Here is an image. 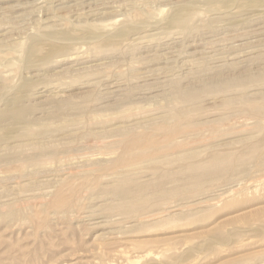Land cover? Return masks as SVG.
Wrapping results in <instances>:
<instances>
[{"label": "rangeland", "instance_id": "374dc122", "mask_svg": "<svg viewBox=\"0 0 264 264\" xmlns=\"http://www.w3.org/2000/svg\"><path fill=\"white\" fill-rule=\"evenodd\" d=\"M243 3L0 0V264H264V21L220 9Z\"/></svg>", "mask_w": 264, "mask_h": 264}, {"label": "bare ground", "instance_id": "6f19581e", "mask_svg": "<svg viewBox=\"0 0 264 264\" xmlns=\"http://www.w3.org/2000/svg\"><path fill=\"white\" fill-rule=\"evenodd\" d=\"M228 2L230 3V5H231V3H233V2H235V0H228ZM263 4L264 3H261V4H255V5H252V6H248V4H245V3H243V4H239L238 6H240V7H237V9H240L241 10V12H240V14H238V15H235L236 13L234 12V10H233V12L235 13V14H233L232 12H230V6L228 5L227 7H224L223 6V4H222V6H221V11H222V13H223V15L224 16H226V18H224V19H227V21L226 20H224V21H226L227 22V25H228V27L229 26H231V27H233V28H239V27H241V26H244L245 24H248L247 25V27H246V25L244 26V27H246L245 28V30L246 29H249L251 26H249L250 25V23H254L255 24V21L257 22H260L261 20V22H263L264 21V11L263 10H260V11H262V12H258V10H252V11H248L247 12V10H250V9H254V8H256V7H261V6H263ZM254 7V8H253ZM197 8V7H196ZM235 10H236V8H235ZM239 10V11H240ZM238 11V12H239ZM243 11V12H242ZM258 12V13H257ZM219 14H220V12H219ZM238 18H240V19H238ZM257 22V23H258ZM251 25H253V24H251ZM258 25V24H257ZM260 25V24H259ZM223 27H224V25H222ZM259 28V27H258ZM255 29V28H254ZM261 29V28H260ZM259 29V30H260ZM225 30V29H224ZM233 30V29H232ZM239 30H242V29H239ZM256 30V29H255ZM255 30H247V32H250V31H255ZM217 31V30H216ZM203 32V31H202ZM211 32V31H210ZM212 32H213V30H212ZM231 32V31H230ZM251 32V33H252ZM256 32V31H255ZM259 32V31H258ZM201 33V32H200ZM219 33V32H218ZM203 34V33H202ZM249 34V33H248ZM236 36V35H235ZM224 37V36H223ZM214 38V37H213ZM207 43V42H206ZM199 44V43H198ZM151 46V45H150ZM172 46V45H171ZM145 47V46H144ZM216 47V46H215ZM223 47V46H222ZM167 50V49H166ZM224 51V50H223ZM161 52V51H160ZM173 53V52H172ZM159 54V53H158ZM171 54V53H170ZM232 55V54H231ZM225 56V55H224ZM149 63V62H148ZM159 69V68H158ZM218 78H213V80H217ZM221 80V79H220ZM215 82V81H214ZM205 83V82H204ZM208 83V82H207ZM166 86V85H165ZM194 87V86H193ZM157 89V88H156ZM183 90L180 88V87H175V88H173V90H172V92H171V94L169 95V97H168V100L169 101H173L172 99H175L174 97H176V99L177 98H180L181 97V92H182ZM195 91V90H194ZM259 91V90H258ZM233 98V97H232ZM237 98V97H236ZM239 98H241L240 100L241 101H246L247 102V100H249V96H248V94L247 95H242L241 97H239ZM235 101V100H234ZM228 102H230V101H228ZM174 110H176V109H174ZM258 111V110H257ZM261 111V110H260ZM258 115H260L259 113H257ZM262 118V117H261ZM264 119V118H263ZM255 121V120H254ZM193 123V122H192ZM195 123V122H194ZM197 123V122H196ZM147 124V123H146ZM129 129V128H128ZM199 130V129H198ZM201 134V133H200ZM220 142V141H219ZM202 143V142H201ZM207 143V142H206ZM199 144V143H198ZM213 145V144H212ZM174 146V145H173ZM118 149V148H117ZM136 149V148H135ZM203 149V148H202ZM180 151V150H179ZM185 151V150H184ZM195 151V150H194ZM161 152V151H160ZM251 154V153H250ZM176 156V155H175ZM154 158V157H153ZM259 159V158H258ZM143 161V160H142ZM153 160L151 159V162H152ZM219 164H221L220 162H218V159H216V157L215 158H213V160H211V161H209V162H207L206 164H203V166L200 168L201 170H205V169H207V170H210V172H216V169L218 168V167H220V165ZM140 165V164H139ZM183 167V166H182ZM146 169V168H145ZM199 169V168H198ZM206 170V171H207ZM190 172V171H189ZM201 174V173H200ZM199 203H201V202H199ZM198 203V204H199Z\"/></svg>", "mask_w": 264, "mask_h": 264}]
</instances>
